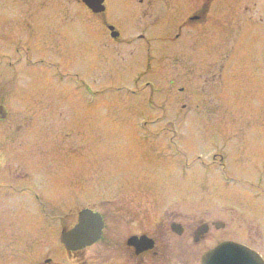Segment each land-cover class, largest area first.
Here are the masks:
<instances>
[{"label":"rangeland","instance_id":"obj_1","mask_svg":"<svg viewBox=\"0 0 264 264\" xmlns=\"http://www.w3.org/2000/svg\"><path fill=\"white\" fill-rule=\"evenodd\" d=\"M8 1L10 8L16 5L11 2L20 1L18 10L26 14L31 11L33 16L16 26L13 20L5 23L3 0L0 29H56L43 39L36 37L31 56L57 60L54 64L68 75H58L59 82L50 79L52 72L39 65L0 68V126L18 128L14 137L0 132L2 143L7 141L10 146L6 150L0 144V150H6L1 154L24 156L26 162L40 156L43 163L54 162L39 164L47 171L52 166L50 174L41 168L35 170L36 176L25 175L28 180L24 175L15 178L12 173L8 178L13 177L16 185L24 182L23 187L29 185L27 181L35 186L34 179L40 178L41 187L55 195L57 214L63 220L71 203L69 196L83 192L130 189L137 191L143 203L182 205L188 213L209 219H213V210H219L214 206L224 204L227 193L233 194L236 197L230 230L237 239L247 220L256 219L252 216L257 212L256 196L250 184L256 186L258 171L264 164V81L256 78L252 66H247L252 65L249 61L264 58L260 32L264 0H170L167 14L161 3L154 1L146 19L134 13L126 20L133 24V29L122 32V37L131 41L127 44L110 43L107 33L101 31L100 17L90 15L80 0ZM109 1L114 8L118 0ZM191 15H199L200 20L189 22L186 18ZM119 17L113 10L106 19L115 27L121 24L122 29L127 28L122 26L124 21L119 23ZM148 42L153 52L146 58ZM102 47L106 61H118H101ZM148 59L153 72L144 75ZM219 60L228 61L233 71L223 75L230 83L229 94L216 96L221 101L218 112L213 113V83L207 81L213 74V62ZM163 65L169 68L164 70ZM134 69L136 75L142 70L140 79L133 87H125L142 93L131 96L115 90L113 87L122 85L119 82L132 80ZM12 74L14 79L3 83L1 76ZM150 79L153 83L149 89L144 82ZM180 88L185 90L179 92ZM183 104L185 109L181 108ZM166 124L175 132H162ZM213 124L225 126L218 127L223 133L231 131L234 146L241 145L237 141L245 145L244 150L233 153L234 163L229 161L232 167L226 186L213 184ZM60 125L67 131H59ZM217 140L220 144L224 138ZM168 143L182 146L186 158L170 150ZM179 159L180 174L176 169ZM18 199L20 196L0 193V209L8 220L9 233L35 235L36 218L32 220L34 215ZM244 203H249L251 210L245 209ZM58 222L43 227L41 235L51 234L48 229L53 230Z\"/></svg>","mask_w":264,"mask_h":264},{"label":"flooded vegetation","instance_id":"obj_2","mask_svg":"<svg viewBox=\"0 0 264 264\" xmlns=\"http://www.w3.org/2000/svg\"><path fill=\"white\" fill-rule=\"evenodd\" d=\"M2 1L0 0V4ZM4 1L1 6L4 11L2 12V19L4 16L5 23L9 24V21L13 20L16 26L33 16L31 11L26 14L25 11L18 10V6L22 4L20 1L11 2V4H16L12 8L9 7L8 0ZM154 1L160 2L163 12L167 14L170 0H118L113 3L114 8L110 6L109 0H104V11L99 14H93L85 5H82L93 17H100L97 19H99L101 31L103 30V33H107L105 36H107L110 43L117 41L127 44L131 43V41L123 38L122 34L133 29V27H130L133 24L131 21L126 20L132 19L134 13L146 19L154 7ZM14 7L15 10L9 11V9H13ZM30 9H32V5H30ZM113 10L115 13L118 11L120 16L119 23L124 21V25L122 24V26L127 25L125 26L127 28L122 29L121 24H119V27H115L108 22L106 16ZM186 19L189 22H197L200 20V16L191 15ZM260 23L262 25L260 29L261 40L263 41V17L260 18ZM6 29L9 32H2ZM17 29L13 27L10 29H0V36H3L1 37L2 43H0V68L23 67L24 69H29L32 66L39 65L40 67L48 68L52 72L53 76L50 79L55 78L59 81L57 79L58 75L62 77L68 76L62 74L54 64L57 60L53 58L48 59L43 56H39V58L35 55L31 56L33 54L31 45L36 37L39 36L43 39V36H47L48 32L56 29L44 27H28L24 29L17 27ZM105 39L104 41L106 42ZM138 39L141 40L142 35L139 34ZM103 47L99 49L101 51V54L99 53L101 61L109 63L115 61L116 59L106 61V50ZM145 47L144 52L147 58L153 50H151L150 42ZM262 50L261 54H264V42L262 43ZM26 61L28 65H26ZM22 62H25V65H22ZM220 62L221 60L213 62V74L210 75L207 81L210 84L213 83V113L218 112V103L221 101V99H218L219 96L224 95L226 97L229 94L228 85L230 83L228 79L227 81L225 80L226 78L224 79L223 75L226 74L228 76L233 71V66L228 65V61H222L221 65H218ZM249 63L252 65L247 66L254 68L253 74H257L256 78H259L258 80L261 82L264 81V58L249 61ZM162 68L165 70L169 66L163 65ZM193 70L196 71V69ZM149 71L152 73L153 68L148 59L143 74L150 75ZM141 72L142 70L138 73L139 75H136L134 69L133 73L135 75L133 74V77H130L132 78L130 82H119L122 85H117L113 88L118 92H129L131 96L142 93L139 90L129 91L125 87H133L140 79ZM1 78H3V83L8 84L14 79V74L1 76ZM223 79L225 82H222ZM152 83L153 80L146 81L144 82V86L149 88L152 86ZM224 88L227 91H224ZM183 90L185 89L180 88L179 92ZM185 107L186 105L183 104L181 108L185 109ZM195 107L201 106L195 104ZM28 112L30 111L27 109L26 113ZM170 126V124L164 125L162 132L174 133L175 131L171 130ZM0 127L4 128L0 132L5 137L6 135L14 137V134L18 131V128L14 129L11 125ZM60 127L57 128L59 131H67V127L62 128L61 125ZM218 127L224 128L225 126L213 124L214 138L211 163L213 164V183L216 186L219 180L225 182L224 180H228L229 175H231L228 163L234 160L233 153L238 150H244L245 147L242 141H237L241 145L234 146V141L229 136V132L231 131L226 129L224 130L226 133H223ZM221 135H225V137ZM216 136L217 138L215 139ZM218 138H224V141L219 144ZM2 142L0 140V144H3L0 147L8 150L10 146L6 145L7 141L5 144ZM8 142L10 143V141ZM22 148L23 145L19 149ZM166 148L169 149L168 146ZM6 150H0V193L5 194V197H9L10 195L20 196L21 199H18V202L20 201L19 203H21L22 207L30 210L31 214L34 215V217L31 216L32 220L36 218L34 221H36L37 228L35 235L27 237L20 233L11 235L9 233L8 220L3 218L1 213L3 209H0V264H200L201 257L221 242H236L247 247L251 251H254L264 264V164L262 165V170L258 171L257 185L253 186L250 184V188L255 191L253 196H256L254 200L257 202V212L255 214L252 212V216L256 219L247 220L244 229L241 230L240 236L234 240L230 228L232 226L235 203L234 197L236 196L229 193L226 194L225 203L220 205L219 210H213V219H209L201 218L200 215H196L195 213H188L182 205L162 204L156 206L143 203L138 198L139 194L137 191L130 189L122 188L113 190L110 193L100 192L97 194L83 192L69 196L71 203H69L68 212L63 220V217L57 214L58 210L56 208L58 205L55 195L50 190H45L41 187L40 178L34 179L35 186L27 181L29 185L25 187H23L25 185L24 182L21 185H16V182L12 180L13 177L12 179L8 178L11 173L15 178H18L16 175L21 176V178L23 175L25 177V175L30 174L36 176L35 170L41 168L43 172L50 174L52 173V166L47 171L45 167L39 164L47 163L51 165L54 162L49 160V163L45 161L43 163L41 156L38 157V160H34V162H26L24 156L2 155L1 152ZM172 150L181 153L182 146L180 148L172 147ZM176 164L177 173L180 174V160ZM10 169H13V171ZM26 180L28 179L26 178ZM73 198L75 201H73ZM215 198H217V195H215ZM237 198L239 197L237 196ZM240 200L243 201L244 198H240ZM75 205H77V208L74 212ZM243 206L245 209L251 210L249 203H244ZM214 207L218 208L217 205ZM83 211H89L98 217V220H91L86 223L85 232L88 236L84 237V242H91L89 245L76 250L68 249L63 244L61 235L74 229L78 223L79 215ZM245 213L248 215L249 212L246 210ZM57 222V227L53 228V230L51 228L48 229V232L51 234L47 236L41 235L43 227H52ZM95 229H98V236L94 238V236H91V233H94ZM71 240L72 242H77L79 239L71 238Z\"/></svg>","mask_w":264,"mask_h":264},{"label":"water","instance_id":"obj_3","mask_svg":"<svg viewBox=\"0 0 264 264\" xmlns=\"http://www.w3.org/2000/svg\"><path fill=\"white\" fill-rule=\"evenodd\" d=\"M82 3L94 14L104 10L103 0H82ZM91 220H98L97 215L83 211L79 215L78 224L74 229L62 234V242L68 249L76 250L90 244L84 242V237L87 235L85 232L86 223ZM71 238H78L79 240L72 242ZM200 264H262V262L255 252L246 247L232 242H223L203 255Z\"/></svg>","mask_w":264,"mask_h":264}]
</instances>
